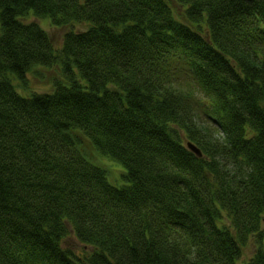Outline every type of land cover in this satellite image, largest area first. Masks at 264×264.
I'll use <instances>...</instances> for the list:
<instances>
[{"label": "trees", "instance_id": "trees-1", "mask_svg": "<svg viewBox=\"0 0 264 264\" xmlns=\"http://www.w3.org/2000/svg\"><path fill=\"white\" fill-rule=\"evenodd\" d=\"M174 1L0 0V264H264V0Z\"/></svg>", "mask_w": 264, "mask_h": 264}, {"label": "rangeland", "instance_id": "rangeland-1", "mask_svg": "<svg viewBox=\"0 0 264 264\" xmlns=\"http://www.w3.org/2000/svg\"><path fill=\"white\" fill-rule=\"evenodd\" d=\"M167 1L170 3L176 17L178 19H183L182 8L174 0H167ZM25 22L38 23L41 26V28L47 31L49 36L54 41L56 48L61 47L62 39H63L64 34L67 32V28H62V29L53 28L51 26V22L49 19L39 20L34 17H29V21H25ZM87 28L88 26L86 24H79L74 27V30L80 32V31L86 30ZM39 71H41L42 74L44 75V79H39V77L36 78L33 74H28L27 76L28 83H29L28 89H23L21 86L18 85L17 82H14L16 87L19 88L18 91L20 92V94H22V96L24 97L29 96L33 92L37 94H45V93H50L53 91V86L51 85L50 82L54 77L57 76L58 70L54 68L51 71L44 70V69H40ZM90 155L92 156L95 162H104L105 164L103 163L104 164V165L102 164L103 166L107 167V165H110L109 166L110 169L113 168L114 166L115 167L114 169L116 171L118 170V168L116 167H119L122 172L124 171V167L118 162L112 161L108 158L101 157L100 155H97V154L93 155V151H90ZM119 176L120 174L117 175L116 172L113 173L112 175L110 174L109 175L110 183L115 184V185H120L121 180ZM263 228H264V223H263ZM63 245L65 248L79 255L82 254L83 249L89 250V248H84L83 245L78 242V240L75 238L73 233L70 234L69 237L64 240ZM253 252H254V247L253 245H250L249 248L245 251L244 260L249 258L253 254Z\"/></svg>", "mask_w": 264, "mask_h": 264}, {"label": "water", "instance_id": "water-1", "mask_svg": "<svg viewBox=\"0 0 264 264\" xmlns=\"http://www.w3.org/2000/svg\"><path fill=\"white\" fill-rule=\"evenodd\" d=\"M188 148L194 152L197 156L201 157L202 156V153L199 149H197L193 144L189 143L188 144Z\"/></svg>", "mask_w": 264, "mask_h": 264}]
</instances>
